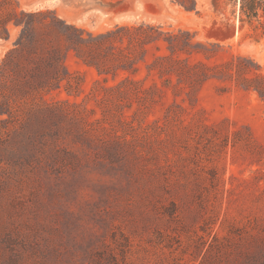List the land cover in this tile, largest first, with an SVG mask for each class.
Returning <instances> with one entry per match:
<instances>
[{
  "label": "rangeland",
  "instance_id": "obj_1",
  "mask_svg": "<svg viewBox=\"0 0 264 264\" xmlns=\"http://www.w3.org/2000/svg\"><path fill=\"white\" fill-rule=\"evenodd\" d=\"M17 1L0 3V18L7 11L50 9L95 34L140 23L189 30L195 33L193 41L206 44V53L181 58L210 71L205 66L242 55L264 72L260 28L256 21L240 27L237 6L227 0H217V8L213 0H195L191 10L174 0ZM8 29L12 42L0 57V111L1 60L20 26L10 22ZM65 62L70 82L80 81V89L63 81L44 97L78 102L100 117V96L93 93L96 69L72 53ZM135 77L148 88L144 95L153 94L155 100L131 99L117 108L133 125H125L127 138L142 151L129 162L111 164L102 148H90L87 158L79 153L83 162L76 170H46L48 162L24 150L35 121L30 118L20 127L0 113L1 264H201L205 258L211 264H233L206 255L213 251V236H233L235 228L264 233V160L257 161L237 140L251 136L264 143V97L237 85L234 72L192 87H182L172 75L159 96L156 73L148 75L142 65ZM108 79L111 83V75ZM158 165L166 168V181Z\"/></svg>",
  "mask_w": 264,
  "mask_h": 264
},
{
  "label": "trees",
  "instance_id": "obj_2",
  "mask_svg": "<svg viewBox=\"0 0 264 264\" xmlns=\"http://www.w3.org/2000/svg\"><path fill=\"white\" fill-rule=\"evenodd\" d=\"M174 1L187 10L196 7L195 0ZM227 1L237 6L240 27L256 21L255 28H260L258 35L264 36V0ZM12 2L18 3L17 0H0L1 5ZM213 5L217 8V0H213ZM10 22L20 26V32L14 46L1 60L0 113L18 121L20 127L30 118L35 121V129L26 133L24 150L32 153L30 158L48 162L45 169L49 171L76 170L83 162L79 153L85 152L83 156L87 158L86 149L90 148H102L111 164L129 162L130 157L142 155L127 138V128L133 125L127 122L124 111L117 109L127 107L131 99L155 100L153 94L144 95L148 88L142 79L135 77L142 65L148 75L156 73L161 78V85L153 83L157 96L163 86H169L172 75L182 87H192L208 77L220 78L222 74L231 77L234 72L237 85L254 89L264 97V72L250 57L237 55L211 68L205 66L210 71L191 63L188 58H181V55L206 53V44L193 41L195 33L189 30H165L162 25L140 23L116 25L95 34L67 22L55 10H13L0 18L1 38H9ZM70 53L84 65L94 67L99 75L93 93L100 96L97 103L100 117L95 116L94 109L78 102H49L44 97L43 93L59 89L63 81L68 87L80 89V81L72 83L69 80L71 71L65 60ZM108 75H111V83ZM7 117L1 119V123ZM238 133L239 130L234 129V134ZM156 140L162 142L160 137ZM237 140L243 142L257 161L264 160V143L255 142L251 136ZM22 158L28 160L24 155ZM162 167L157 166L164 175L166 168ZM167 179L168 175H164V180ZM231 233L234 235L221 239L215 234L209 245L213 251L206 255L224 257L233 264H264V233L256 235L239 228L232 229ZM209 262L205 258L201 264H211Z\"/></svg>",
  "mask_w": 264,
  "mask_h": 264
},
{
  "label": "crops",
  "instance_id": "obj_3",
  "mask_svg": "<svg viewBox=\"0 0 264 264\" xmlns=\"http://www.w3.org/2000/svg\"><path fill=\"white\" fill-rule=\"evenodd\" d=\"M11 42H12L11 38L8 39L0 38V57L2 52L11 44Z\"/></svg>",
  "mask_w": 264,
  "mask_h": 264
}]
</instances>
